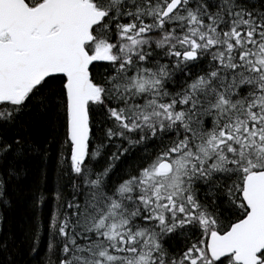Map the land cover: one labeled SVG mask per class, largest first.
<instances>
[{
  "label": "snow or ice",
  "instance_id": "6c2138e0",
  "mask_svg": "<svg viewBox=\"0 0 264 264\" xmlns=\"http://www.w3.org/2000/svg\"><path fill=\"white\" fill-rule=\"evenodd\" d=\"M0 264H264V0H0Z\"/></svg>",
  "mask_w": 264,
  "mask_h": 264
}]
</instances>
